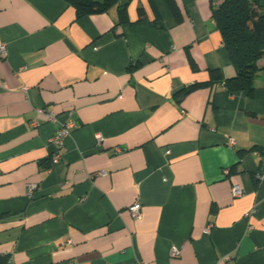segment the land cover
<instances>
[{"label": "crops", "instance_id": "0c3cea01", "mask_svg": "<svg viewBox=\"0 0 264 264\" xmlns=\"http://www.w3.org/2000/svg\"><path fill=\"white\" fill-rule=\"evenodd\" d=\"M221 2L120 0L77 17L65 0H0V257L264 264V57L253 96L223 83L182 92L213 69L236 74ZM65 122L75 127L53 165Z\"/></svg>", "mask_w": 264, "mask_h": 264}, {"label": "trees", "instance_id": "16d2710c", "mask_svg": "<svg viewBox=\"0 0 264 264\" xmlns=\"http://www.w3.org/2000/svg\"><path fill=\"white\" fill-rule=\"evenodd\" d=\"M74 6L77 17L108 11L120 0H65ZM176 10L175 0H166ZM213 17L221 31L222 38L235 67L236 74L225 77L220 69L210 71V79L194 83L182 91L213 83H223L229 92L246 91L253 96L259 72L258 61L264 57V0H222L215 6ZM126 5L119 7V23L129 22ZM0 264H9L7 257H0Z\"/></svg>", "mask_w": 264, "mask_h": 264}, {"label": "built area", "instance_id": "2783aa9c", "mask_svg": "<svg viewBox=\"0 0 264 264\" xmlns=\"http://www.w3.org/2000/svg\"><path fill=\"white\" fill-rule=\"evenodd\" d=\"M0 51L2 56H5L7 54V48L5 44H1L0 45ZM24 90H27V87L23 88ZM45 112L44 108H39L38 109V113H43ZM49 118L50 119H55V114L53 112H49ZM32 123L34 125H38L39 122L37 121V119H34L32 121ZM75 127V124L72 122H65L62 124L61 127H59L58 129L55 130V132L53 133V135L50 138V144L54 147V152L52 155V164L55 165L57 163L60 162L62 155H63V151H64V145H65V138L67 135H69V133L71 132V130ZM103 140V136L102 134H96V141L97 144H101ZM235 143L234 138H229V144L232 145ZM117 151H121V149L118 148ZM264 174V157H263V171L258 173V177H261ZM28 186V190H29V194H33V192L37 189L38 184L34 183V182H29L27 184ZM233 194L235 196H241L244 194V189L241 187V185L239 184H235L232 188ZM141 203L140 202H136L134 203L132 206H130V211L132 213V215L135 218H141ZM210 230V227L207 228V231ZM69 242H71V240H69ZM171 255L172 256H179L180 255V248L177 246H173L171 248ZM131 264H149L147 262H145L142 259L136 258L135 260H133L131 262Z\"/></svg>", "mask_w": 264, "mask_h": 264}]
</instances>
